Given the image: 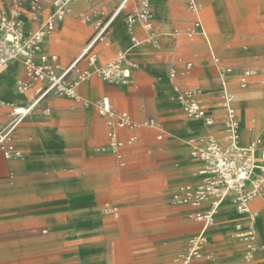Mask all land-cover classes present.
<instances>
[{"label":"crops","instance_id":"0c3cea01","mask_svg":"<svg viewBox=\"0 0 264 264\" xmlns=\"http://www.w3.org/2000/svg\"><path fill=\"white\" fill-rule=\"evenodd\" d=\"M89 1L75 0L71 4V12L57 24L56 30L47 38L43 46L45 53L58 56V62L62 68L68 67L79 57L90 42L88 38L90 34L89 26L82 24V28L78 30L74 18L78 11L87 7ZM195 1L201 6V18L207 32L206 37L197 35L190 38L185 33L196 19V15L191 10L189 14L185 9L190 0H151L156 31L158 32L159 28L162 32H158L161 47L157 49L144 42L147 33L140 25L136 27L135 35L141 43L134 44L132 35L126 25L127 16L135 10V0H131L125 5H122L123 0H120L119 6L113 11L116 16L107 31V39L98 41L94 45V51L98 54L97 66L114 60L120 51H126L128 60L131 58L137 66L132 72L134 84L120 87L117 84H111L97 76H93L82 82L77 89L82 99L81 89L91 98L100 91L101 86L99 83L92 80L97 77L99 80L111 85L105 88L108 95L104 96L110 98L112 105L117 110L128 112L134 120L137 121L136 117L147 116V118H155L161 123V126L176 124L177 128L172 131L175 132L174 136L185 141L187 145L191 138L199 142L210 135H214L225 143L223 127L225 111L223 113L219 109L222 106L220 107L215 103L209 105L205 101L207 98L211 99L223 93L220 71L217 73L215 68L207 63L209 60L204 56L197 59L198 64L194 74L191 73L194 64L188 74L181 73L186 63L192 61H183L182 58L172 61L177 52L200 51L205 48V44L210 47L212 59L214 55L219 57L212 47L203 16L202 3L199 0ZM205 1L214 17L215 28L223 29L226 17L219 1ZM11 7V0H0V11L3 9L9 10ZM158 7L163 8L164 17L162 19L155 17ZM50 11H52L51 6L47 9L48 13ZM189 17L192 18V21L183 32L176 28L175 32L171 33L176 23H183ZM23 18L26 22V29H33L38 26V23L28 20L27 10L24 12ZM181 34H184L190 40L200 36L204 39V42L187 43L177 38ZM163 46L166 49L165 58L157 60V56L153 51H160ZM109 58L111 59L105 63L100 60ZM220 63L215 64L219 66ZM80 66L85 67L86 61L83 60ZM170 69L179 71L177 85L180 88L187 86L195 79L202 83L198 86L203 90L201 100L208 112L215 118L213 125H207L200 119L189 118L185 114L182 117V109L174 98L175 91L169 80ZM21 76H23V65L20 61H12L3 69L0 74L1 97L9 104L29 106L37 98V88L31 89L25 94H20L16 90V81ZM229 77V89L236 96L234 106L241 111L239 115L240 122H242L246 134L248 133V141L245 145L242 142L241 144L248 146L257 137H264L261 92V80L264 76L254 77L247 88H241L238 78L234 75L231 74ZM236 82H238V85H236ZM255 83L260 86L259 93L257 91H246ZM112 99L115 100V104ZM70 102L72 104H69ZM9 108L6 105L0 110V127L5 126L11 120V109ZM36 109L40 110V115L31 116ZM45 109H49L50 113L46 114ZM52 109L54 110L53 116ZM127 131H130L128 136ZM107 133L106 120L99 114L97 107L95 111L94 108L91 109L90 106L82 102L61 95L51 94L47 96L22 120L14 132V140L17 148L23 152V156L8 160L0 151V264H72V247L69 238L71 229L66 227L65 223V225L63 224L69 219L67 216L62 215L75 209L82 212L80 219L93 220L95 216L88 212L87 208L92 201L90 199L78 201L74 198V189H80V191L91 190L98 182H94L88 176L73 178L72 167L77 164V158L80 155L89 157L90 154H93L94 149L105 141V138L108 141ZM133 134L138 136L137 130L122 129L120 131V138L126 142L125 147L134 143L127 142ZM174 148L177 151H182L186 148V145H180L179 148L175 146ZM191 149L192 145L189 143L186 152L190 160L184 163L183 166L190 165L193 170L185 176V181L181 185L187 183L197 184L200 180L195 174L200 167V162L191 157ZM84 167L83 172H86L88 168H92V165L87 163ZM97 168H99V165H97ZM183 206L188 209L190 215L195 211L207 209L208 204H204L198 209L188 205ZM234 206L231 197L223 202L216 215L213 227L211 226L207 231L208 242L206 245L211 241V237H216V241L221 237L220 240L224 242V246L230 248L235 253L233 254L235 257L242 248L246 253V245L239 239H234L232 231H236L237 223L246 225L249 222V217L246 214L241 215ZM263 207L264 201L261 198H256L251 202L252 210L259 214L256 220L257 233H261L264 241ZM196 221L201 223L198 220ZM211 229L213 230L212 233H210ZM92 231L91 229L88 230L90 234H94ZM92 247L102 249L105 254V249L102 246L96 244ZM88 249L89 247L85 248L80 256L82 264H100L95 256L87 257ZM204 253L203 250V255ZM255 259L258 264H260L258 262L260 259L264 260V248L261 250L260 255H256Z\"/></svg>","mask_w":264,"mask_h":264},{"label":"rangeland","instance_id":"374dc122","mask_svg":"<svg viewBox=\"0 0 264 264\" xmlns=\"http://www.w3.org/2000/svg\"><path fill=\"white\" fill-rule=\"evenodd\" d=\"M119 1L90 0L87 7L75 15L76 28L80 30L82 24H87L90 31L88 38L91 41L96 35V25L108 21L114 14L113 11L119 6ZM199 1L203 6V16L212 47L220 57L221 63L219 66L215 64L210 54V47L206 44L205 48L200 51L177 52L171 60L174 62L178 58H182L183 61H192L194 64L191 70L192 74L196 71L197 59L204 56L209 60L207 63L214 67L217 73L220 71L219 67L220 69L231 68L232 75L237 77L239 71L249 68L258 71V75L263 77L264 0H218L226 17L223 29L215 28L216 23L211 9L205 0ZM189 5L190 3L186 4L185 9L190 14ZM87 16L89 18H86ZM155 17L159 19L164 17L162 7H158ZM191 21L192 18L189 17L183 23H176L171 33H174L176 28L183 32ZM126 27L128 29L127 25ZM158 32L162 33L159 28ZM177 38L191 44L204 42L200 36L190 40L181 34ZM153 52L157 56V60L165 58L166 49L164 46L160 51ZM111 58L100 60L105 63ZM129 61L136 66L134 60L129 58ZM171 69L170 71H172ZM132 78L133 83L129 86L134 84L133 74ZM92 80L97 81L101 89L93 98L81 89L82 103L96 111L97 101L102 96L108 95L105 88L111 85L97 77ZM200 85L202 83L195 79L181 89L194 88ZM118 86L123 85L118 84ZM246 91L259 93L260 86L255 83ZM112 100L115 104V100ZM234 100H236L235 94ZM205 101L209 105L215 103L220 107L222 106L219 109L224 113L222 93L214 98H207ZM237 113L238 119L241 121L239 108ZM181 114L182 117L185 116L182 110ZM34 115H40V110L36 109L31 116ZM53 115L54 110L52 109ZM136 119L138 122L153 119L156 126H143L137 130L138 139L124 149L125 165H122L114 154L108 150H103L107 141L105 138V141L94 149L92 155L90 154L89 157L80 155L77 158V164L72 167L73 178L88 176L94 182L98 181L91 190L74 189V198L78 201L81 202L86 199L92 201L87 208L88 212L95 216L93 220L80 219L82 212L75 209L62 215L69 219L63 224L65 223L66 225H64L71 229L69 238L72 247V264H82L80 256L87 247H89L87 257L95 256L100 264H181L178 261L179 254L183 252L189 239L197 235L201 228V223L189 215L185 206L173 201V195L178 186L185 181V176L193 170L190 165L183 166L190 160L186 148L189 143L193 145L197 144L198 141L189 139L187 145L182 139L176 138L175 132H172L177 128L176 124L161 126V123L155 118H147V116L136 117ZM127 132L128 136L130 131ZM244 132L246 133L242 122H240L243 145L248 141V136L244 139ZM180 145H186V148L177 151L174 147L179 148ZM87 163H90L92 168L83 172ZM108 207H117L118 211H108ZM89 229L93 230L94 234H90ZM210 231L212 233L213 230ZM235 232V230L232 231L234 239L238 240ZM219 238L221 239V237ZM216 239L214 236L211 237V241L204 249L203 257L191 264H249L243 248L234 257L233 254L235 253L230 248L225 247L223 241L220 239L216 241ZM96 244L105 249V254L102 249L92 247ZM257 247L254 258L256 255H260L264 248V241L260 232L257 235ZM258 262L263 264L264 260L260 259Z\"/></svg>","mask_w":264,"mask_h":264},{"label":"built area","instance_id":"2783aa9c","mask_svg":"<svg viewBox=\"0 0 264 264\" xmlns=\"http://www.w3.org/2000/svg\"><path fill=\"white\" fill-rule=\"evenodd\" d=\"M75 0H11V9L0 11V74L12 61H20L23 65V76L16 81V90L25 94L37 88V98L29 106L6 103L0 93V110L4 106L11 108V120L0 127V151L8 159H18L23 152L17 148L14 132L22 120L47 96L61 95L82 102L78 87L82 82L97 76L111 84L130 85L133 83L132 72L137 67L128 60L126 51H120L116 58L104 65L97 66L98 54L94 45L107 39V31L114 20V13L106 22L96 25V35L88 43L83 53L68 67L62 68L57 55L44 52L43 46L47 38L54 33L57 24L71 12V4ZM131 0H123L125 5ZM52 12H47L48 7ZM190 10L196 15L193 25L185 32L190 38L197 35L207 36L202 18L201 6L195 0H190ZM28 11V20L38 23L33 29H26L23 14ZM86 18H89L87 16ZM140 25L146 31L144 42L159 49L160 35L154 24V11L151 0H135V10L127 16V26L134 44L141 41L135 35L136 27ZM85 60L86 66H80ZM215 63L220 58L213 57ZM193 67L187 62L182 74H188ZM231 68L220 69L222 85V104L225 106L223 127L226 142H221L214 135L192 145L190 155L200 162L195 174L199 177L197 184L180 185L173 195V201L194 208L208 204L207 209L198 210L190 216L202 223L200 232L189 239L187 246L179 254L181 264H189L201 258L206 243L207 231L215 223L216 215L223 202L231 197L237 211L246 214L249 222L246 225H236V237L245 243V258L249 264H258L254 258L257 247L256 219L258 212L251 208V202L256 198L264 201V137H257L248 146L241 144L240 121L234 106V94L229 89L224 78L232 74ZM74 74V76H72ZM179 71L173 69L169 80L175 91L174 98L179 103L184 114L189 118L203 120L207 125H213L215 118L211 115L201 100V87L181 89L177 85ZM258 71L243 69L237 73L241 88H247ZM264 123V78L261 80ZM88 103V102H87ZM99 114L105 118L108 128V141L103 150L114 154L122 165L125 164L124 147L126 142L120 138L122 129L136 131L143 126L155 127V120L138 122L126 111L117 110L108 97L100 98L96 103ZM49 114V109H45ZM138 139L136 134L129 137L128 143ZM195 141V140H194ZM194 141H191L192 143ZM259 153V155H258ZM260 156V157H259ZM264 209V207H263ZM108 211L117 212V207H108Z\"/></svg>","mask_w":264,"mask_h":264},{"label":"bare ground","instance_id":"6f19581e","mask_svg":"<svg viewBox=\"0 0 264 264\" xmlns=\"http://www.w3.org/2000/svg\"><path fill=\"white\" fill-rule=\"evenodd\" d=\"M77 1V0H76ZM75 4H76V2H75ZM130 62V61H129ZM131 63V62H130ZM14 65H15V63H14ZM230 79V77L229 76H227V77H225L224 78V81H228ZM222 91H224V88H223V85H222ZM223 109H224V111H225V106H223ZM202 133V132H201ZM200 135V134H199ZM247 135H248V133L246 134L245 132H244V139H246L247 138ZM191 140H194V138H191ZM240 141H241V139H240ZM258 200V199H257ZM258 202V201H257ZM227 206V205H226ZM235 207V206H234ZM223 208V207H222ZM226 211H227V209H225ZM224 214H225V212H224ZM242 215V214H241ZM222 216H223V214H222ZM230 216V215H229ZM230 218V217H229ZM257 220V219H256ZM248 221V220H247ZM257 222V221H256ZM248 223V222H247ZM238 224V223H237ZM219 228V227H218ZM256 258V257H255Z\"/></svg>","mask_w":264,"mask_h":264}]
</instances>
